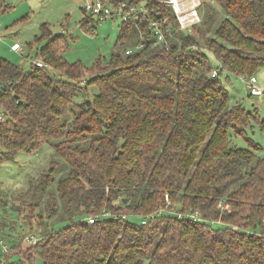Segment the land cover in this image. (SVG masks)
<instances>
[{
  "label": "trees",
  "instance_id": "trees-1",
  "mask_svg": "<svg viewBox=\"0 0 264 264\" xmlns=\"http://www.w3.org/2000/svg\"><path fill=\"white\" fill-rule=\"evenodd\" d=\"M106 1L149 13L121 20L91 66L68 61L66 36L46 23L36 37L46 66L0 55V157L51 148L10 203L0 192L28 234L39 229L35 244L2 243L0 264H264V157L231 143L251 112L219 77L264 67V0H214L219 12H200L190 30L163 0ZM102 208L117 217L85 219Z\"/></svg>",
  "mask_w": 264,
  "mask_h": 264
},
{
  "label": "rangeland",
  "instance_id": "rangeland-1",
  "mask_svg": "<svg viewBox=\"0 0 264 264\" xmlns=\"http://www.w3.org/2000/svg\"><path fill=\"white\" fill-rule=\"evenodd\" d=\"M87 1L0 0V55L24 67L28 66L33 58L38 57L36 54L43 41L36 37L39 36L40 25L46 23L53 33L66 36L67 47L63 55L68 61L79 59L83 65L91 66L98 57H108L114 47L121 19L108 16L95 20L83 9ZM210 6L219 10L214 0H197L199 13L206 14ZM16 44L23 51L16 50ZM212 63L216 64L213 60ZM225 74V71H221L219 77L229 91L230 103L240 102L251 112L243 132L231 135V143L250 147L256 155L264 157V67L253 72L256 85L263 90L260 95L249 93L247 84L242 80L244 75L231 74L225 78ZM1 151L0 147V154ZM50 153V146L44 144L40 151L26 152L21 149L11 160L0 157V192L6 191L2 192L9 200L6 202L10 203L12 195L26 187L30 177H35L49 166ZM2 199L5 201L3 196ZM64 224V221L53 220L49 226L57 230ZM28 231H31L30 226L22 216L9 204H0V259L4 257L2 243L9 252L10 245L22 242L21 238ZM22 245L28 243L24 240ZM9 258L16 260L18 256L12 253ZM32 264H42L41 257L36 255Z\"/></svg>",
  "mask_w": 264,
  "mask_h": 264
},
{
  "label": "built area",
  "instance_id": "built-area-1",
  "mask_svg": "<svg viewBox=\"0 0 264 264\" xmlns=\"http://www.w3.org/2000/svg\"><path fill=\"white\" fill-rule=\"evenodd\" d=\"M166 5H169L173 10L175 18L178 21L179 27L181 29L190 30L192 25L200 21L199 12H197V0H163ZM86 13H89L92 18L95 20L104 19L108 16L112 18H120L121 20H140L142 17L148 15V10L143 7H134V6H124L123 3H119L117 5H112L108 1L104 0H89L84 4L83 7ZM94 16V17H93ZM120 20V21H121ZM150 24L152 26L153 32L155 34L156 42L155 43H164L167 44V40L164 37V30L161 28V23L159 20L150 19ZM16 50L23 51L19 44L14 46ZM31 62L37 66H46V63L40 59L39 57H35L31 60ZM221 68L220 63L217 67L213 68L211 71V75L214 76L219 72ZM242 80L247 87L249 88V93L252 95H260L262 93V89L256 85V77L254 74L249 76H243ZM0 119H2V114L0 112ZM165 200L167 204H170V199L167 194H165ZM221 203H219V206ZM161 210V209H159ZM155 213H149L145 216H142L141 222L145 223L150 217H154ZM177 217L187 216L192 217L194 219L199 218L198 211L194 212H181L176 211ZM117 217L114 213H112L109 209L102 208L95 215L86 216L85 219L89 222H93L97 218L101 217ZM122 217H125V214H121ZM25 240L30 244H35L38 240V236L36 234H28L25 237ZM5 249V247H4ZM6 250V249H5Z\"/></svg>",
  "mask_w": 264,
  "mask_h": 264
},
{
  "label": "crops",
  "instance_id": "crops-1",
  "mask_svg": "<svg viewBox=\"0 0 264 264\" xmlns=\"http://www.w3.org/2000/svg\"><path fill=\"white\" fill-rule=\"evenodd\" d=\"M35 228V227H34ZM36 229V228H35ZM28 230V228L26 229ZM39 231V229H36L35 231H33L34 233H37Z\"/></svg>",
  "mask_w": 264,
  "mask_h": 264
}]
</instances>
